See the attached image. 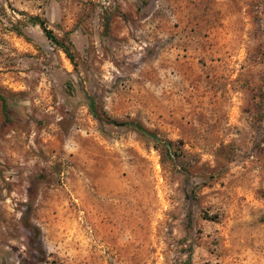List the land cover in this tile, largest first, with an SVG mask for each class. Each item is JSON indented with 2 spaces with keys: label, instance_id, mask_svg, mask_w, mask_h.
Wrapping results in <instances>:
<instances>
[{
  "label": "rangeland",
  "instance_id": "374dc122",
  "mask_svg": "<svg viewBox=\"0 0 264 264\" xmlns=\"http://www.w3.org/2000/svg\"><path fill=\"white\" fill-rule=\"evenodd\" d=\"M0 264H264V0H0Z\"/></svg>",
  "mask_w": 264,
  "mask_h": 264
},
{
  "label": "trees",
  "instance_id": "16d2710c",
  "mask_svg": "<svg viewBox=\"0 0 264 264\" xmlns=\"http://www.w3.org/2000/svg\"><path fill=\"white\" fill-rule=\"evenodd\" d=\"M29 20L35 24H38L40 26V28L42 29V31L44 32L45 36L47 38H49L52 42H54L58 47H60L70 60H73V53H72L70 47L68 45H66L64 42L58 40L57 37L52 33V31L47 28V26L45 25V23L42 19H40L38 16H30ZM89 99H90L89 100V107H90L92 114L95 117L99 118L98 113H97L96 108H95V102L93 101V98L90 97ZM112 123H114L116 125H125V126L132 127L133 129H135L136 131L141 133L143 136L152 138L154 141L160 142L166 148L167 151L169 150V147L172 144L171 141H169V140L160 139L157 136V134L148 130L142 124H140L138 122H134V121L118 122V121L112 120Z\"/></svg>",
  "mask_w": 264,
  "mask_h": 264
}]
</instances>
